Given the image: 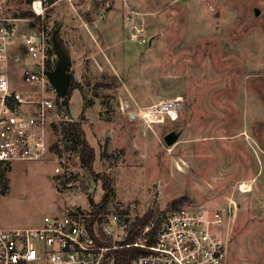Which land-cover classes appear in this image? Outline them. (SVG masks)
Instances as JSON below:
<instances>
[{
    "label": "rangeland",
    "instance_id": "rangeland-1",
    "mask_svg": "<svg viewBox=\"0 0 264 264\" xmlns=\"http://www.w3.org/2000/svg\"><path fill=\"white\" fill-rule=\"evenodd\" d=\"M32 1L0 0V16L26 18L18 21L24 31L57 30L78 86L71 119L56 130L58 173L52 153L12 162L2 222L32 226L45 214L90 211L106 175L108 212L153 216L181 197L177 207L231 206L229 263L264 264V0H40L41 15ZM27 10L33 15L23 17ZM133 24L151 44L129 40ZM33 64L20 54L14 87L30 88L20 73ZM175 95L184 98L176 121L149 129L140 118L122 120L121 106L135 112V104ZM71 122L93 146L100 178L77 159ZM181 128L179 141L166 145L163 135ZM239 131L247 135L228 136ZM240 180L252 189L239 192Z\"/></svg>",
    "mask_w": 264,
    "mask_h": 264
},
{
    "label": "built area",
    "instance_id": "built-area-1",
    "mask_svg": "<svg viewBox=\"0 0 264 264\" xmlns=\"http://www.w3.org/2000/svg\"><path fill=\"white\" fill-rule=\"evenodd\" d=\"M31 7L36 15L44 11L40 0H33ZM20 20L26 18L0 16V206L12 162L41 160L52 153L58 173L56 130L71 119L45 73L54 68L48 69L46 60L56 61L54 52L49 53L52 35L45 29L24 31ZM129 40L152 43L137 24ZM20 54L34 61L20 73L30 88L14 87L10 77ZM135 106V112L121 106L122 120L140 118L153 129L176 121L184 98L175 95ZM251 182L238 181L237 190L250 191ZM230 216L231 206L212 211L182 206L141 221L124 210L93 217L89 210L71 208L63 214H45L38 225L8 226L0 209V264H117L124 257L129 264H230Z\"/></svg>",
    "mask_w": 264,
    "mask_h": 264
},
{
    "label": "trees",
    "instance_id": "trees-1",
    "mask_svg": "<svg viewBox=\"0 0 264 264\" xmlns=\"http://www.w3.org/2000/svg\"><path fill=\"white\" fill-rule=\"evenodd\" d=\"M27 1L30 2L31 0H27ZM21 15L23 17H27L33 14L27 10V11H23ZM37 19H39V17H37ZM56 36L58 38L59 43L63 47L58 31L56 32ZM49 53H53V48L49 50ZM54 65H55V61L51 62L49 59L46 60V67L48 69H51ZM77 86H78V83L76 82L74 78H72L66 94L62 97L63 102L66 105L67 111L69 109V101L72 95V91ZM70 129H71L70 131L71 133L69 135L76 141V143H78L79 147L77 146V148L79 151V158H80L82 165L86 167L94 175L95 178H100L98 174H95L93 172V162L95 159V150L93 146L84 137L81 131V128L79 127V124H77L76 122H71ZM53 147H57V145L54 144ZM101 179H102V187L104 189L101 199L98 202H94L93 199L91 198L89 200L90 205H91L90 213L93 214V217H96L97 215L105 214L108 212L107 201H108L109 193L111 190V187L109 184L110 178L106 175H103ZM183 200L184 198L182 197L178 199H174L169 204L171 210L179 208L177 206H179L183 202ZM149 214H150V211H147L143 214V216L138 217L137 220H140V221L144 220L145 218L149 217ZM117 264H129V258L124 257L122 258V260H118Z\"/></svg>",
    "mask_w": 264,
    "mask_h": 264
},
{
    "label": "water",
    "instance_id": "water-1",
    "mask_svg": "<svg viewBox=\"0 0 264 264\" xmlns=\"http://www.w3.org/2000/svg\"><path fill=\"white\" fill-rule=\"evenodd\" d=\"M255 13H258L259 10L255 9ZM57 30H53L51 40L53 52L56 56V61L54 68L51 70H46L45 73L48 76L49 81L55 88V91L58 96L63 97L69 87L70 81L73 78V75L68 71L69 66V55L66 50L61 46L56 36ZM180 132L170 130L163 135V140L166 145H173L179 137ZM105 153V150H103Z\"/></svg>",
    "mask_w": 264,
    "mask_h": 264
},
{
    "label": "crops",
    "instance_id": "crops-1",
    "mask_svg": "<svg viewBox=\"0 0 264 264\" xmlns=\"http://www.w3.org/2000/svg\"><path fill=\"white\" fill-rule=\"evenodd\" d=\"M99 47H100V45H99ZM104 55H106V57H107V59H108V61L110 62V64L111 65H114L113 64V62L110 60V58L108 57V54L106 53V54H104ZM179 118V117H178ZM185 130V129H184ZM178 132H180V134H182V128L181 129H179L178 130ZM239 133H241V134H246L247 135V133H245V132H243V131H239V132H237V133H235V134H230V135H228L230 138H232V137H234L236 134H239ZM180 134H179V136H180ZM179 138V137H178ZM187 140H196L195 139V137L194 136H191V137H188L187 139H184V140H182L183 142L184 141H187ZM178 141H179V139H178Z\"/></svg>",
    "mask_w": 264,
    "mask_h": 264
},
{
    "label": "bare ground",
    "instance_id": "bare-ground-1",
    "mask_svg": "<svg viewBox=\"0 0 264 264\" xmlns=\"http://www.w3.org/2000/svg\"><path fill=\"white\" fill-rule=\"evenodd\" d=\"M175 145V144H174Z\"/></svg>",
    "mask_w": 264,
    "mask_h": 264
}]
</instances>
